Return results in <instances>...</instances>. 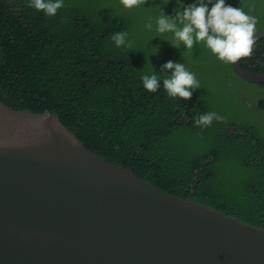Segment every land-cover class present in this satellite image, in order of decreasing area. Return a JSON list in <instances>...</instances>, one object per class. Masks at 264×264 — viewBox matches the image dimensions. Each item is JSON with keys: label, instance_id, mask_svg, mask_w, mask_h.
Returning <instances> with one entry per match:
<instances>
[{"label": "trees", "instance_id": "obj_1", "mask_svg": "<svg viewBox=\"0 0 264 264\" xmlns=\"http://www.w3.org/2000/svg\"><path fill=\"white\" fill-rule=\"evenodd\" d=\"M258 2L263 6L264 0H225L234 8L246 4L256 31L264 28ZM28 3L0 0L1 103L56 114L87 150L112 165L264 230V107L251 116L264 102V85L237 77L205 42L187 49L173 33L157 31L162 13L175 18V10L195 0H146L131 9L120 0H63L51 17ZM117 32L128 34L131 48L115 45ZM168 61L183 64L199 82L189 100L170 97L163 88L164 75L171 76V70L161 74ZM240 64L264 73V38ZM152 69L160 74L156 92L142 84ZM236 83L256 92L244 87L250 92L243 93ZM207 112L224 120L195 126L194 119Z\"/></svg>", "mask_w": 264, "mask_h": 264}, {"label": "water", "instance_id": "obj_2", "mask_svg": "<svg viewBox=\"0 0 264 264\" xmlns=\"http://www.w3.org/2000/svg\"><path fill=\"white\" fill-rule=\"evenodd\" d=\"M0 264H264V230L112 165L56 114L0 102Z\"/></svg>", "mask_w": 264, "mask_h": 264}, {"label": "clouds", "instance_id": "obj_3", "mask_svg": "<svg viewBox=\"0 0 264 264\" xmlns=\"http://www.w3.org/2000/svg\"><path fill=\"white\" fill-rule=\"evenodd\" d=\"M145 2L146 0H120L127 9L143 5ZM27 6L51 17L63 7V0H29ZM181 9L175 10V18L162 13L156 22L157 31L173 33L174 39L187 49H191L195 42H205L211 53L225 63L233 64L252 55L256 42V17L249 16L240 7L226 5L225 0H195V3L187 7L183 5ZM145 27L150 30L152 23H147ZM127 35L126 32H117L111 39L117 47L131 48L132 43L127 41ZM171 46L176 49L178 47ZM155 49L156 54L158 47ZM167 70H171V76L163 74ZM161 74L165 77L163 88L170 97L187 101L191 98L192 91L199 89L195 75L187 71L181 63L168 61L162 66ZM160 83V74L155 73L153 69L150 75L142 77L143 87L148 92H156ZM214 120L223 121L224 117L216 112H207L197 116L193 123L195 126L208 127Z\"/></svg>", "mask_w": 264, "mask_h": 264}, {"label": "rangeland", "instance_id": "obj_4", "mask_svg": "<svg viewBox=\"0 0 264 264\" xmlns=\"http://www.w3.org/2000/svg\"><path fill=\"white\" fill-rule=\"evenodd\" d=\"M257 1V0H256ZM257 3V2H256ZM251 5H253V4H251ZM164 6H165V4H164ZM254 6L256 7V9H259V10H263L264 9V4H263V6H261V4H260V2H258V4H254ZM235 7L236 8H242L243 9V11L245 12V13H247L249 16H251V14L252 13H250L249 12V10L250 9H248V7L246 6V4H242V5H240V4H237V5H235ZM213 75V74H212ZM236 86L237 87H242L243 89H241L242 91H243V93H246V94H249L248 92H252V93H255L256 92V90L252 87H248V86H246V85H241V84H238V83H236ZM247 88V89H249V90H246L245 88ZM261 95L262 96H264V91H262L261 92ZM230 98V97H229ZM264 98V97H263ZM258 99V98H257ZM259 100V99H258ZM223 105H228L229 106V104H226V103H223ZM236 105L239 107V105L236 103ZM258 107H264V102H260V100H259V104H257L256 106H255V108H257V110L256 111H252V113H251V116H252V118H256V117H258L259 116V114H260V112H261V110L258 108ZM238 110H235L237 113H242V111L240 110V107L239 108H237ZM227 110H229V108H227Z\"/></svg>", "mask_w": 264, "mask_h": 264}, {"label": "flooded vegetation", "instance_id": "obj_5", "mask_svg": "<svg viewBox=\"0 0 264 264\" xmlns=\"http://www.w3.org/2000/svg\"><path fill=\"white\" fill-rule=\"evenodd\" d=\"M240 66H241V64H240ZM242 67V66H241ZM242 69H244L243 67H242ZM264 74V73H263Z\"/></svg>", "mask_w": 264, "mask_h": 264}]
</instances>
